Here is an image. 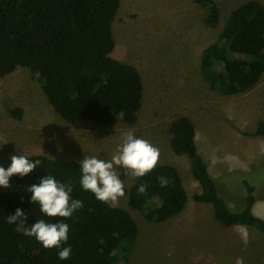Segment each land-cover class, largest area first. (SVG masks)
Listing matches in <instances>:
<instances>
[{
    "label": "trees",
    "instance_id": "1",
    "mask_svg": "<svg viewBox=\"0 0 264 264\" xmlns=\"http://www.w3.org/2000/svg\"><path fill=\"white\" fill-rule=\"evenodd\" d=\"M208 9L205 24L215 28L220 9L214 0H197ZM121 0H0V78L18 67L34 70L48 102L67 122L88 120L109 125L124 113L128 125L137 122L144 85L138 69L112 56L115 39L112 22ZM201 74L208 85L226 95L253 89L264 74V4L246 0L230 12L217 39L201 52ZM9 111L19 117V108ZM170 146L186 155L201 191L193 195L209 203L215 220L225 226L243 225L264 237V219L253 212L256 186L243 179L245 196L240 210H233L220 195L215 179L199 154L193 121L180 115L171 121ZM254 135H264V119ZM37 165L21 177L14 174L9 187H0V264H128L138 226L125 210L97 200L80 184L76 160L59 161L44 155H29ZM9 164L0 165L7 168ZM45 175L71 187L70 196L83 202L71 217H48L27 191ZM170 183L161 187L157 177ZM230 178L235 173L229 175ZM146 194H139L140 184ZM129 205L147 219L162 222L178 215L187 192L175 166L157 163L145 176L135 178L126 189ZM23 197V202H21ZM19 207L27 214L25 226L35 220L69 225L71 247L68 259H60L58 248H45L35 237L15 231L7 216ZM257 255V254H256Z\"/></svg>",
    "mask_w": 264,
    "mask_h": 264
},
{
    "label": "rangeland",
    "instance_id": "2",
    "mask_svg": "<svg viewBox=\"0 0 264 264\" xmlns=\"http://www.w3.org/2000/svg\"><path fill=\"white\" fill-rule=\"evenodd\" d=\"M214 1L220 17L210 28L208 9L197 0H121L112 22V56L133 64L142 77V106L134 125L117 117L106 126L67 122L48 102L31 68L18 67L0 78V165L11 163L17 151L59 161L93 155L110 159L121 134L133 130L159 149L157 163L178 169L188 197L176 216L149 220L129 205L126 193L119 198L116 206L138 226L128 264H264V237L243 225L220 224L209 203L195 201L201 188L190 161L170 146L171 121L188 116L220 195L231 209L240 210L247 178L256 186L253 212L264 219V135L253 134L264 119V74L253 89L236 95L220 93L204 80L201 52L217 39L232 9L246 0ZM10 108H19L20 116ZM4 139L9 141L5 145ZM116 172L126 191L135 178L121 167Z\"/></svg>",
    "mask_w": 264,
    "mask_h": 264
},
{
    "label": "clouds",
    "instance_id": "3",
    "mask_svg": "<svg viewBox=\"0 0 264 264\" xmlns=\"http://www.w3.org/2000/svg\"><path fill=\"white\" fill-rule=\"evenodd\" d=\"M118 120L124 113H116ZM2 139V138H0ZM9 141L3 140V144ZM159 149L148 140L137 136L133 130L121 134V142L110 159L98 156H84L76 163L81 171L80 184L84 190L95 194L97 200L118 204L119 198L125 195V185L119 178L116 168L126 170L132 178L143 177L149 173L159 160ZM26 153L10 155V165L0 166V187L8 188L9 179L14 174L21 177L33 172L37 165L29 160ZM161 187L167 186L170 181L164 177H157ZM27 191L31 193L30 202L38 203L40 211L48 217H71L73 212L83 206V202L72 199L71 187L58 182L52 175L41 177L38 183H32ZM139 194H146L147 184H140L137 188ZM23 202V197H21ZM27 214L17 207L14 213L7 216L8 224H15V231L25 236L35 237L45 248H58L60 259H68L71 247H61L62 242L68 240L69 225L64 222H46L44 219L35 220L30 226H25Z\"/></svg>",
    "mask_w": 264,
    "mask_h": 264
}]
</instances>
